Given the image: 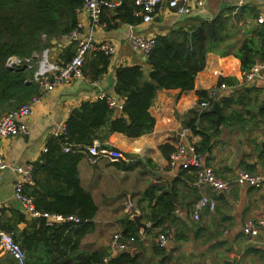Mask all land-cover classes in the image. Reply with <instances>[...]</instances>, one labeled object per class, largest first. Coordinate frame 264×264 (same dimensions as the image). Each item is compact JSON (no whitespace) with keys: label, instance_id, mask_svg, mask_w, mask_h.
Returning a JSON list of instances; mask_svg holds the SVG:
<instances>
[{"label":"crops","instance_id":"0c3cea01","mask_svg":"<svg viewBox=\"0 0 264 264\" xmlns=\"http://www.w3.org/2000/svg\"><path fill=\"white\" fill-rule=\"evenodd\" d=\"M107 3L115 5L111 7ZM82 6L75 8L76 23L83 20L79 37L92 36L98 41H111L117 48L109 56L107 72L99 79L91 80L83 73L85 79L82 80L92 84L90 89H81L82 84L77 79L58 85L51 91L39 87L38 93L34 92L32 96L41 97L33 104V113L25 119L28 133L0 139V152L7 162L33 166V179L24 183L23 192L25 187L29 189L35 183L41 194L52 186L65 184L53 168L64 165V161L47 163L41 157L53 136L52 131L65 123L73 108L82 101L98 100L101 94L122 104L123 99L114 92V71L119 66L140 64L147 76L146 53L130 45V26L135 33L156 38L178 27L187 30L214 19L222 23L221 32L229 39L227 52H206L205 65L194 77V89L206 92L208 87L221 81H225L228 87L215 97L220 106L219 125L215 121L216 113L209 110L211 100L204 111L211 112L213 117H197L195 131L190 130L187 140L194 145L203 165L211 168L218 178L234 179L240 170L264 172V78L256 76L249 82H242L240 59L234 54L243 39L257 38L256 30L264 24V0H204L203 5L193 3L185 15L162 9L149 23L142 21L140 8L133 0H102L105 8L95 27L89 26ZM258 17L263 18L262 23L257 22ZM68 46L74 54L76 39L69 38L68 34L53 39L47 47V60L56 65L65 63L70 54L63 53V50ZM93 52L97 51L90 50L85 57ZM41 58L40 53L35 61L31 60L33 75ZM256 63L264 61L256 60ZM108 74L111 75V82L107 81ZM74 87L79 90L76 96ZM224 98L231 100L226 106L220 102ZM196 101L191 92H180L177 88L158 89L149 109L155 119L150 133L129 137L114 132L101 141V150L112 151L117 156L114 160L103 154L91 159L80 153L82 157L76 165L79 184L90 194L96 206L94 216L82 224L81 221L48 223L45 217L32 215L23 201L14 195V183L19 174L10 168L0 169V205L8 215L11 209H18L27 220L43 219L47 227L69 224L64 233L65 241L59 239L60 243H54L48 249L45 247L48 243L45 235L38 251L23 249L24 263L39 264L44 257L42 251L46 249L50 252L52 264L64 261L80 264L81 259L77 256L82 251H105L103 258L108 255L115 258L120 253H126L120 264H225V260L231 261V264H264V226H260L253 241H248L243 232L248 221L255 225L264 221V183L259 186L233 183L220 193L208 186L195 187L196 169H171L169 165L179 139V130L192 117L189 112L199 109ZM165 144L174 149L165 151L161 148ZM24 193L35 209L54 213L36 208L34 198ZM201 194L213 197L216 207L213 211L202 209L200 217L195 220L192 203ZM158 198L160 204H157ZM44 201L41 206H48L52 200L46 195ZM165 202L169 206L174 203V207L168 212L164 209L160 223L151 228L153 206L156 205L155 210H161ZM135 214L140 215V221L146 223V228L137 227L133 220ZM129 223H133L137 233L133 240L124 234ZM17 226L20 230L27 228L24 221ZM81 227L83 229L78 230ZM34 229V226L29 228L30 231ZM116 232L127 243L126 249L120 253H114L110 248L111 237ZM159 233H165L164 243L159 240ZM60 249L65 251L60 253ZM0 257L13 258L1 250ZM45 262L46 259L42 264Z\"/></svg>","mask_w":264,"mask_h":264},{"label":"trees","instance_id":"16d2710c","mask_svg":"<svg viewBox=\"0 0 264 264\" xmlns=\"http://www.w3.org/2000/svg\"><path fill=\"white\" fill-rule=\"evenodd\" d=\"M83 2L84 0H0V114L28 101L34 92L38 93V83L33 80L34 69L26 66L25 59L30 56L33 59V54H40L52 44L53 39L57 40L62 35L69 34L76 25L75 8L81 6ZM104 8L105 6H102V12ZM221 26L222 23L214 19L191 29L178 27L166 34L157 35L153 47L145 54L147 76L144 75L143 66L140 64L117 67L114 71V92L123 99L120 110L110 107L105 100L100 99L82 101L73 108L65 120L67 138L50 137L46 145L47 150L41 157L47 163L64 161V165H56L53 168L65 184L52 186L45 190L44 194L40 193L36 183L29 189L25 187L24 192L34 198L35 207L64 215L75 214L79 217L80 224L91 219L96 212V206L90 194L80 187L76 165L82 154L74 151V147L88 145L94 138L105 141L114 132L129 137L150 133L155 119L149 109L158 89L177 88L180 92H191V96L196 97V102L200 104L206 98V92L194 89V77L205 65L206 52L213 51L219 54L227 52L229 39L223 36ZM256 36L257 38L243 39L234 52L240 59L242 72L249 70L256 60L264 61V24H260ZM63 53L70 54L65 60L68 61L73 55V50L68 46ZM11 56L17 57L20 61L13 68H7L6 61ZM108 64L109 56L97 51L84 58L82 70L85 76L97 80L107 72ZM230 101L228 98L220 100L225 106ZM189 113L192 117L185 122V126L192 131H195L197 117H213L208 111L191 110ZM63 144L70 145V150L63 151ZM161 148L165 151L174 149L167 144ZM46 195L50 196L52 201L48 206H41L40 203L45 202ZM160 203L158 198L157 204ZM164 205L161 210H155L156 205L153 206L150 215L153 221L151 228L160 223L164 209L168 212L174 207V203H170L169 206L165 202ZM10 212L8 215L5 209H1L0 230L11 232L13 239L19 242L25 251H38L45 235L48 242L45 247L48 249L54 243H60L59 239L65 241L64 233L69 224L47 227L43 219L27 220L18 209H11ZM21 221L26 222L27 228L22 230L18 228L17 224ZM32 226L35 229L30 231L29 228ZM80 229L83 228L78 230ZM124 234L135 238L137 233L133 223H129ZM63 251L65 249L58 252ZM42 252L44 257L38 263L42 264L46 259L45 264H52L50 252L46 249ZM78 253L80 264H101L105 255V251ZM126 255L120 253L111 260L120 264ZM0 264L16 262L13 258L0 257Z\"/></svg>","mask_w":264,"mask_h":264},{"label":"built area","instance_id":"2783aa9c","mask_svg":"<svg viewBox=\"0 0 264 264\" xmlns=\"http://www.w3.org/2000/svg\"><path fill=\"white\" fill-rule=\"evenodd\" d=\"M135 5L140 8L142 21L149 23L153 20L154 16L162 9H170L180 15L189 13L192 4L203 5L204 0H134ZM109 6H114L115 3H107ZM82 8L88 18L89 26L95 27L99 23L100 14L102 12V0H84ZM263 18L258 17L257 22L262 23ZM83 28V20H78L76 26L68 34L69 38L76 39V50L72 57L61 65H56L47 60L48 49H43L41 52L42 58L39 61L37 70L34 72L33 80L38 83L39 87L44 91H51L58 85L69 84L74 79H85L82 71V63L86 53L90 50L100 51L103 54L110 56L116 51V44L111 41H98L92 36L80 38V31ZM130 45L143 53H148L155 43L153 36H145L144 34L135 33L130 26L129 34ZM31 58H26L25 62L28 67H31ZM19 59L11 56L6 61L7 68H13L19 64ZM259 76L264 78V63L253 64L249 70L242 73V82H249L254 77ZM87 81V80H86ZM228 86L225 81L215 83L206 89V98L199 104V112L204 111L210 105V101L218 96L220 91H223ZM40 95L32 96L27 102L22 103L16 108L6 111L0 117V139L5 137L24 136L28 133L26 118L33 113V104L40 99ZM100 100H105L112 108H121L122 104L107 95H99ZM190 134V129L186 126L181 127L179 130V139L176 143L175 150L173 151L169 165L171 169H191L195 170L194 186L197 188L210 187L214 191H223L233 183L243 186L261 185L264 183V172H247L240 170L234 179H221L215 176L212 169L206 167L201 162L200 156L195 152L194 145L188 142L187 137ZM53 136H62L67 138V128L65 123H62L58 128L52 131ZM102 142L98 138H94L89 145L76 146L74 151L86 154L89 158L93 159L100 154L117 159V156L111 151L101 150ZM70 150V145L64 146V151ZM10 168L19 174V178L14 183V195L17 199L23 201L26 209L34 216H43L47 219L48 223L51 222H64L73 221L80 222V219L75 214H56L48 212H40L34 208L31 200L23 192V186L26 182H31L33 166L26 165H11L6 161L0 152V169ZM0 205V209H1ZM216 207V201L213 197L206 194H201L192 203L193 218L197 220L200 217L201 210L206 208L213 211ZM260 226H264V221L259 225H255L252 221H248L244 227L248 241L258 235ZM161 243L166 241L165 233L158 235ZM131 240L134 237H130ZM127 243L121 238L119 233H114L111 237L110 248L114 253H120L126 249ZM0 250L10 254L18 264H25V252L20 244L15 241L12 234L5 230H0ZM264 257V255H263ZM103 264H116L111 260V255L103 258Z\"/></svg>","mask_w":264,"mask_h":264},{"label":"water","instance_id":"95a60500","mask_svg":"<svg viewBox=\"0 0 264 264\" xmlns=\"http://www.w3.org/2000/svg\"><path fill=\"white\" fill-rule=\"evenodd\" d=\"M77 81H79V84L80 85L82 84L81 89H84V88L90 89L92 87V84L91 83H86L84 80H82L80 78H78ZM107 81L108 82H111V75L110 74L107 75ZM74 88H76V87H74ZM75 90L76 91L74 92V96H76V93L79 91V90L77 91V88ZM209 110L216 113V119H215V121H216V124L219 125L220 116H221L220 115V106H219V103H218V101L216 99H213L212 100L211 105L209 107ZM218 192L221 193L222 190L221 191H218ZM133 220L135 221L137 227H142V229L146 228L147 225H146V223H143V222L140 221V215L139 214H135L133 216ZM224 263L225 264H231V261L225 260Z\"/></svg>","mask_w":264,"mask_h":264},{"label":"rangeland","instance_id":"374dc122","mask_svg":"<svg viewBox=\"0 0 264 264\" xmlns=\"http://www.w3.org/2000/svg\"><path fill=\"white\" fill-rule=\"evenodd\" d=\"M33 55H34V57H33V61H35L36 58H37L40 54L34 53ZM30 57H31V56H30ZM34 59H35V60H34ZM26 66H27V63H26ZM27 67H28V66H27Z\"/></svg>","mask_w":264,"mask_h":264}]
</instances>
